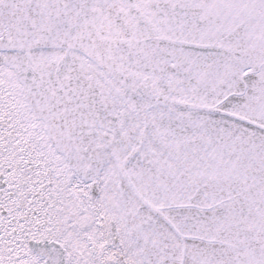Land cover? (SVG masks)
Segmentation results:
<instances>
[{
	"label": "snow or ice",
	"instance_id": "obj_1",
	"mask_svg": "<svg viewBox=\"0 0 264 264\" xmlns=\"http://www.w3.org/2000/svg\"><path fill=\"white\" fill-rule=\"evenodd\" d=\"M0 264H264V0H0Z\"/></svg>",
	"mask_w": 264,
	"mask_h": 264
}]
</instances>
